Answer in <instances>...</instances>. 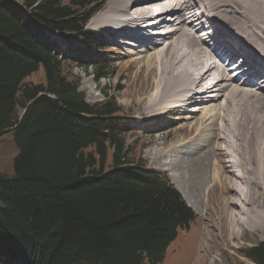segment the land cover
Segmentation results:
<instances>
[{"label": "trees", "instance_id": "16d2710c", "mask_svg": "<svg viewBox=\"0 0 264 264\" xmlns=\"http://www.w3.org/2000/svg\"><path fill=\"white\" fill-rule=\"evenodd\" d=\"M106 2L0 0V133L13 127L18 148L13 175L0 172V264H158L196 219L169 176L131 157L116 96L90 103L66 73H112L105 37L86 28ZM244 253L264 264V241Z\"/></svg>", "mask_w": 264, "mask_h": 264}, {"label": "bare ground", "instance_id": "6f19581e", "mask_svg": "<svg viewBox=\"0 0 264 264\" xmlns=\"http://www.w3.org/2000/svg\"><path fill=\"white\" fill-rule=\"evenodd\" d=\"M107 3L90 26L106 28L110 22L130 32L127 45L154 50L140 59L155 75L143 112L153 116L173 109L179 116L176 129L184 130L168 148L156 144L148 156L169 173L189 206L200 212L198 204L203 205L212 225L229 226L234 233L264 230V66L253 70L240 61L264 62V0ZM105 15L111 19L103 21ZM219 26L233 31L236 43L225 47ZM236 48L237 57L224 64ZM217 187L216 204L199 197Z\"/></svg>", "mask_w": 264, "mask_h": 264}, {"label": "rangeland", "instance_id": "374dc122", "mask_svg": "<svg viewBox=\"0 0 264 264\" xmlns=\"http://www.w3.org/2000/svg\"><path fill=\"white\" fill-rule=\"evenodd\" d=\"M107 5L108 3L94 17L103 13L107 9ZM107 16H103V21L111 19ZM94 17H91L87 27L97 30L105 36L106 43L101 55L105 60L103 62L111 65L113 71L108 77L97 79L94 67L87 66L85 68L71 64L66 68V73H72L79 78L80 90L84 92L90 103L105 99L107 92L116 96L118 104L127 116L126 123L134 129L133 136L128 138V143L132 147L131 157L136 158L135 161L142 160L148 168L158 170L159 164L148 156L150 149L156 144L159 147L168 148L184 133V130L176 129L179 116L178 112H173V109L167 110L168 112L158 111L153 116H146L143 112L146 100L155 90V86L152 85L155 75L143 67V62L140 59H147L146 55H150L154 50L142 51L145 46L135 48L127 45L126 43L131 42V39L127 37L130 32L127 29L125 31H120L122 30L120 28L116 30V26L110 27V22L106 28L101 27V24L91 27L90 22ZM50 35L53 40L58 42L59 52L66 55L71 54L69 49L78 45V42L67 41L56 32H50ZM73 54L77 55L76 52ZM244 76H242V80H245ZM34 79L36 82L43 81L42 69L28 77L26 81L32 82ZM22 112L23 110L20 109V113ZM160 135L161 137H159ZM17 153L15 134L13 132L4 133L0 137V172L13 175L14 159ZM161 172L169 176L175 189L185 199L169 173ZM199 193L201 199H210L214 204L221 197L220 187H217L216 191L208 196H205L204 192L200 191ZM198 207L200 212L191 207L196 214V219L188 230L179 232L178 238L167 249L164 262L158 264H253V261L245 256L244 250L264 241V230L252 231L249 228H238L234 233V230L229 226L221 228L218 224L212 225V218L205 214L203 205L198 204Z\"/></svg>", "mask_w": 264, "mask_h": 264}]
</instances>
